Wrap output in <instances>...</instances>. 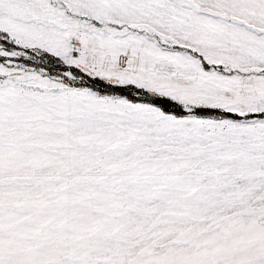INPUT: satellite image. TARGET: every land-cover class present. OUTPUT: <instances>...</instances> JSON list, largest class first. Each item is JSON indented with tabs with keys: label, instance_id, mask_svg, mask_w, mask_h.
Instances as JSON below:
<instances>
[{
	"label": "snow or ice",
	"instance_id": "6c2138e0",
	"mask_svg": "<svg viewBox=\"0 0 264 264\" xmlns=\"http://www.w3.org/2000/svg\"><path fill=\"white\" fill-rule=\"evenodd\" d=\"M0 264H264V0H0Z\"/></svg>",
	"mask_w": 264,
	"mask_h": 264
}]
</instances>
